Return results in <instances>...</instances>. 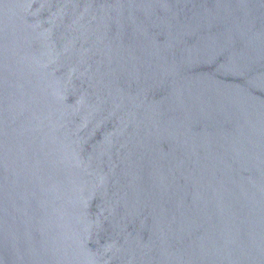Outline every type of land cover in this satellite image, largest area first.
Returning <instances> with one entry per match:
<instances>
[{
    "label": "water",
    "instance_id": "95a60500",
    "mask_svg": "<svg viewBox=\"0 0 264 264\" xmlns=\"http://www.w3.org/2000/svg\"><path fill=\"white\" fill-rule=\"evenodd\" d=\"M0 264H264V0H0Z\"/></svg>",
    "mask_w": 264,
    "mask_h": 264
}]
</instances>
